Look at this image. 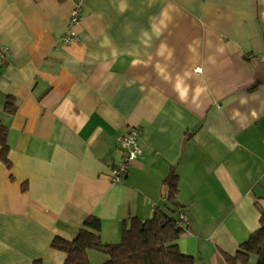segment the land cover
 <instances>
[{
    "label": "crops",
    "instance_id": "crops-1",
    "mask_svg": "<svg viewBox=\"0 0 264 264\" xmlns=\"http://www.w3.org/2000/svg\"><path fill=\"white\" fill-rule=\"evenodd\" d=\"M74 6L0 0L12 161L0 158V264H64L53 239L73 240L89 215L117 243L157 208L188 215L178 243L195 264H228L223 253L236 254L264 211V0H85L81 40L65 45ZM129 126L143 157L117 184L109 170Z\"/></svg>",
    "mask_w": 264,
    "mask_h": 264
},
{
    "label": "trees",
    "instance_id": "trees-1",
    "mask_svg": "<svg viewBox=\"0 0 264 264\" xmlns=\"http://www.w3.org/2000/svg\"><path fill=\"white\" fill-rule=\"evenodd\" d=\"M254 87L251 90H255ZM6 110L16 113L17 106L13 97H8ZM9 128L0 119V158L11 168L8 142ZM168 186L166 197L177 206L178 175L172 171L165 179ZM177 210L157 208L150 219L133 217L130 225H124L121 241L105 242L102 238V219L89 215L73 240L56 236L52 247L66 253L64 264H92L90 250L108 255L104 264H195L194 256L184 253L178 243L185 228L178 222ZM228 264H248L251 255L257 257V264H264V211L261 213L260 226L250 238L243 242L236 254L223 253Z\"/></svg>",
    "mask_w": 264,
    "mask_h": 264
},
{
    "label": "built area",
    "instance_id": "built-area-1",
    "mask_svg": "<svg viewBox=\"0 0 264 264\" xmlns=\"http://www.w3.org/2000/svg\"><path fill=\"white\" fill-rule=\"evenodd\" d=\"M85 0H75V6L68 20L65 34L61 37V41L65 44L77 43L81 40L78 26L81 21ZM9 48L0 43V62L8 59ZM141 129L137 126H129L121 138V146L126 150L124 158L110 167L109 177L113 183L121 184L125 181L129 174L132 162L143 157V150L139 142ZM178 222L186 230L189 223L188 215L181 211L178 214Z\"/></svg>",
    "mask_w": 264,
    "mask_h": 264
},
{
    "label": "rangeland",
    "instance_id": "rangeland-1",
    "mask_svg": "<svg viewBox=\"0 0 264 264\" xmlns=\"http://www.w3.org/2000/svg\"><path fill=\"white\" fill-rule=\"evenodd\" d=\"M254 256V258H255V255H253ZM257 258V257H256ZM92 264H94V263H92Z\"/></svg>",
    "mask_w": 264,
    "mask_h": 264
}]
</instances>
